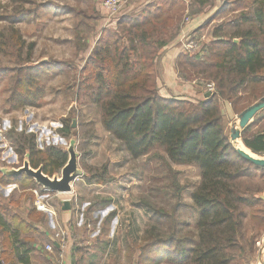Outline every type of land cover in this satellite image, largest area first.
Returning a JSON list of instances; mask_svg holds the SVG:
<instances>
[{"label":"trees","instance_id":"1","mask_svg":"<svg viewBox=\"0 0 264 264\" xmlns=\"http://www.w3.org/2000/svg\"><path fill=\"white\" fill-rule=\"evenodd\" d=\"M184 2L152 0L136 13L114 17L113 26L102 29L76 69L77 91L86 93L98 107L102 127L123 144L132 160L143 156L162 160L169 173L175 206L181 202L182 187L172 165L193 166L199 172L200 181L190 193L195 210L193 227L181 231L176 227L179 223L174 214L160 208L153 210L155 223L143 231L132 247V252L139 251L135 262L238 264L237 260L243 259L242 264H249L243 238L244 219L248 216L251 220L258 239L263 236L264 199L258 188H241L240 181L261 178L264 166L237 152L225 132L222 110L229 104L238 115L264 95V0H223L194 33L220 20L224 13L236 15L220 22L199 52H181L175 59L174 67L183 83L195 82L201 87L213 84L214 91L198 100L162 96L158 87L163 50L183 27ZM192 2L199 7L192 12L193 16L203 14V8L209 4L208 0ZM0 46L7 47L4 52L10 51L20 64L13 73L10 91L22 104L34 106L41 94L35 79L42 64L20 61L25 41L14 29L0 32ZM71 129L66 118L58 132L69 137ZM5 135L20 160L28 155L29 165L34 169L41 167L48 176L59 173L67 161L68 154L61 147L38 148L34 132H19L10 127ZM241 140L252 153L264 156V109L242 130ZM83 177L86 184L111 180L105 167L87 170ZM26 181L30 186H25ZM0 182L31 188L30 206L23 216L10 212L9 205H17L12 198L5 199L10 204L0 202L1 255L17 256L22 264H30L28 254L32 248L19 241L18 245L14 243L20 229H33V223L44 220L32 205L36 198L32 190H46L25 173L7 176L0 171ZM166 225L167 231H160ZM107 245L108 241L99 242L102 251ZM90 256L94 258L96 254ZM75 261L76 255L71 264Z\"/></svg>","mask_w":264,"mask_h":264},{"label":"rangeland","instance_id":"2","mask_svg":"<svg viewBox=\"0 0 264 264\" xmlns=\"http://www.w3.org/2000/svg\"><path fill=\"white\" fill-rule=\"evenodd\" d=\"M184 1L186 9L181 17L183 26L197 17L202 18L203 22L223 0H208L209 4L203 8L204 15H196L197 17L192 15L199 8L197 3L192 0ZM97 15L92 0H0V32L12 29L18 31L25 41L20 61H24V64H42L35 79L41 94L34 106L24 105L10 91L13 73L20 64L14 54L10 51L4 52L7 47L0 46V168H17L22 165V160L5 135L10 127H15L19 132H34L37 147L40 149H46L49 145L66 149L70 138L74 136L78 164L83 172L105 167L111 178L105 184H86L82 174L73 181L70 193L57 194L46 190L39 192V195L34 194L36 198L32 205L40 201L50 212H54L56 226L55 229H50L42 221L33 223V229H20V243L32 248L34 264H41V257L50 259L51 264H71L75 255V264H137L135 259L139 251L137 249L132 252V247L139 242L143 231L155 223L153 210L159 208L176 216L179 223L176 227L179 230H190L187 228L193 227L195 210L190 193L200 181L197 168L172 165L182 187L181 202L175 206L169 173L162 160L157 156H143L132 160L123 144L102 127L98 107L86 93L77 91L76 69L88 55L92 43L90 38L95 31L92 19ZM234 15L236 14L224 13L220 20L211 22L193 36L207 44L212 38V30ZM192 83L195 84L184 82L186 85ZM198 87L202 90L205 88ZM184 96L198 100L193 94ZM222 111L225 132L230 136L238 117L232 110L230 113L225 109ZM66 118L71 125L74 120L69 137L58 132L62 120ZM257 129L259 128L255 130ZM25 183H28L25 186H30L29 182ZM240 184L241 188H258L264 195V175L261 178L242 179ZM22 187L21 184L0 182V202L10 204L5 199L12 198L17 205L10 204V212L15 211L23 216L30 206L31 188ZM65 200L70 203L68 210L61 208ZM46 211L42 213L44 219L48 213ZM186 222L190 223L189 227L185 226ZM39 225L50 235L57 228L68 233V245L61 260L55 247L52 252L45 250V245L50 243L52 236H45ZM167 229L166 225L160 231ZM257 233V229L246 216L243 238L249 264L262 263L264 260V234L258 239ZM250 240L253 241L252 244ZM101 241H108L103 251L99 246ZM92 253L96 257L91 258ZM7 256L9 258L10 254L3 255L6 261ZM237 261L238 264L244 263L243 259ZM160 264L172 263L164 261Z\"/></svg>","mask_w":264,"mask_h":264},{"label":"crops","instance_id":"3","mask_svg":"<svg viewBox=\"0 0 264 264\" xmlns=\"http://www.w3.org/2000/svg\"><path fill=\"white\" fill-rule=\"evenodd\" d=\"M92 1H94L95 7H96V13L98 15L96 17H93V19H92V24H93L92 26L94 28V25H95V31H93V33H92L93 35L90 38L92 40V43H91V47L89 48V52H90L92 46L94 45L96 39L100 35L102 29L106 28V27L113 26L112 21L114 19V17L109 16L108 10L102 5L101 0H92ZM151 1L152 0H125L124 4L122 5V7H121V9L117 15H121V14L123 15L125 13L126 14L136 13ZM194 17H197V16H194ZM201 22H202V18L197 17L196 19L191 21V23H187L186 25H184L182 27V30H181L179 36L175 40H173V42L170 43L167 48H165L163 50V53H162V56L160 59V64H159L160 77H159V81H158L159 93L162 96L183 97L184 95H192L193 94V96L196 97L197 99H201V98H206L207 95L210 94V92L207 91L205 88H204V90H202L196 84H193V83H192V85L184 84L179 79V77L177 76V72H176L175 67H174L175 59L182 52L181 51V40H182V38L183 37H189L191 34H192L191 36H193V34H195L194 33L195 29L201 24ZM189 99H191V98H189ZM225 111H227L229 113L231 112L229 104L225 105ZM185 166H188V165H185ZM38 212L42 214L45 211L42 212L41 210H38ZM46 212H48V213L46 215V219H44L43 221L46 222V225L48 228H50V229L54 228L55 229L56 226L54 224V212H50L49 209ZM38 223H41V222H38ZM38 227H39V229L41 228L40 231L42 232L43 231L42 227L40 225ZM43 234L47 237L53 236V235H50L47 230L43 231ZM19 239L20 238H18V240L14 243L15 245L20 244ZM51 239H52V237H51ZM51 239H50V242H51ZM33 245H35V244H33ZM23 246H25V245H23ZM32 252L33 251H31L28 254L30 264H34V259H35V258H33L34 255H32ZM41 259L43 260L41 264H51L50 259H43L42 257H41ZM0 260H1L2 264H6V263L22 264L21 262H19V259L17 256H15V257L11 256L8 258L7 261L4 260L3 256L1 255V249H0Z\"/></svg>","mask_w":264,"mask_h":264},{"label":"water","instance_id":"4","mask_svg":"<svg viewBox=\"0 0 264 264\" xmlns=\"http://www.w3.org/2000/svg\"><path fill=\"white\" fill-rule=\"evenodd\" d=\"M237 41V40H235ZM264 109V95L260 97L253 104L246 107L238 115V126L232 129V132L229 136L230 141L234 144L233 141L241 139L242 130L253 120V117ZM74 126V120L72 121V127ZM76 138L73 136L69 140V144L66 149L61 148L66 151L68 158L66 163L63 165L59 173H55L52 176H48L43 173L42 168L38 167L37 169L32 168L29 165L28 155H25L22 165L17 168H7L1 167L0 171L7 176H18L22 173H25L27 176L34 179V181L42 186L44 189L51 190L57 194H66L72 191L73 181L82 174L85 173L79 167L78 164V152L76 151L75 146ZM237 152L245 159L251 161L252 163L258 166H264V157H258L256 154L252 153L250 150L247 153L239 147H235ZM264 199V196L262 195ZM62 210L70 209L69 201H63ZM0 264H2L0 260Z\"/></svg>","mask_w":264,"mask_h":264},{"label":"built area","instance_id":"5","mask_svg":"<svg viewBox=\"0 0 264 264\" xmlns=\"http://www.w3.org/2000/svg\"><path fill=\"white\" fill-rule=\"evenodd\" d=\"M124 1L125 0H101V3L108 10L109 16L116 17L124 4ZM205 43H201L200 38L197 40L195 36L190 35L189 37H183L181 40V51L183 53H197L201 50ZM205 89L211 93L214 91V86L212 83H207ZM33 193L38 195L39 191L34 189ZM34 204L37 210L46 211L48 209L40 201L34 202ZM67 245L68 233L61 228H58L53 233L51 242L45 245V250L47 252H52L54 251L53 247L56 246V250L59 252V260H61L64 256L63 253L66 251Z\"/></svg>","mask_w":264,"mask_h":264},{"label":"bare ground","instance_id":"6","mask_svg":"<svg viewBox=\"0 0 264 264\" xmlns=\"http://www.w3.org/2000/svg\"><path fill=\"white\" fill-rule=\"evenodd\" d=\"M238 126V121H236V127ZM234 144L236 145V147H239L241 149H243L244 151H246L247 153L249 152V150L244 146L243 142L241 139H237L236 141H233ZM258 264H262L261 262H259Z\"/></svg>","mask_w":264,"mask_h":264}]
</instances>
